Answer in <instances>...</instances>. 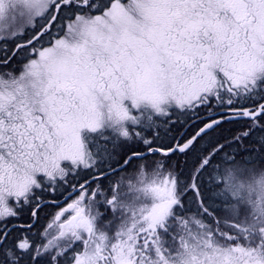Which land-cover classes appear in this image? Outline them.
<instances>
[{
  "label": "snow or ice",
  "instance_id": "obj_1",
  "mask_svg": "<svg viewBox=\"0 0 264 264\" xmlns=\"http://www.w3.org/2000/svg\"><path fill=\"white\" fill-rule=\"evenodd\" d=\"M102 124L133 146L110 172L79 135ZM257 176L264 0H0V264H264Z\"/></svg>",
  "mask_w": 264,
  "mask_h": 264
},
{
  "label": "rangeland",
  "instance_id": "obj_2",
  "mask_svg": "<svg viewBox=\"0 0 264 264\" xmlns=\"http://www.w3.org/2000/svg\"><path fill=\"white\" fill-rule=\"evenodd\" d=\"M125 104L128 105L129 102L125 101ZM178 109H176L175 107H172L169 112L172 113V117H177L178 116ZM185 113V112H184ZM136 112L135 110H133V115H135ZM160 127L157 129V131L160 132V137H159V142L161 143H166L168 142V138L165 137L166 134H168V129L171 125L168 124L167 122V118H161L160 119ZM128 127H132L131 124H128ZM106 132L105 134H103L102 132ZM89 132V133H95V134H101L102 136H107V137H100L98 136L95 139V145H97L98 142V148L97 149H101L104 151H107V149H115V150H121V149H129V146L123 142L118 143L116 141L115 136L112 133V130L106 125V124H102V126L97 129L96 131H92L89 130L87 128L81 129L80 130V139H81V143L84 146L85 151L91 156V152H96L97 149L96 148H91L88 147L87 142L85 140L84 135ZM100 140V141H99ZM103 141V143L101 142ZM131 147H133L132 145H130ZM137 147H143L142 145H137ZM92 157V156H91ZM94 157V158H93ZM93 159L95 161H97L96 157L93 155ZM66 163L67 168H71V163L64 161L62 162V167L63 164ZM224 183L225 185L231 183V184H237L240 182V179L236 176H230L229 173H224ZM261 177L257 176L252 180H245L244 184H245V188L243 190L245 197H251L254 201H256L257 203L259 202V200L261 199L262 196H264V193H261L259 188L256 186V181L260 180ZM108 183V182H107ZM133 184V190L129 193L127 191V189L125 188L124 191H122L120 199L122 201L125 202H130L132 200L133 196H137L139 195L138 192L135 191L136 188V180L133 179L132 181ZM252 184L254 191L252 192H248V185ZM107 185V184H105ZM106 194L110 195V188H106ZM125 212L123 210V208H119L117 209L115 212H113L111 209H108L106 207L103 208L102 214L97 216L96 219L94 220V226L96 229L105 232L108 236H112L114 234V232L117 230L118 225L122 222V220L125 218ZM167 247V245H165Z\"/></svg>",
  "mask_w": 264,
  "mask_h": 264
},
{
  "label": "trees",
  "instance_id": "obj_3",
  "mask_svg": "<svg viewBox=\"0 0 264 264\" xmlns=\"http://www.w3.org/2000/svg\"><path fill=\"white\" fill-rule=\"evenodd\" d=\"M171 119L174 120L176 123H175V127L173 126H170L169 129H168V134L165 135L166 138H168V140L170 139V137L175 134L177 131H179L181 129V125L184 123V121H186L188 119V115L184 112H181V111H178V116L177 117H172L171 116ZM168 122V120H167ZM159 133V136H158V141H159V137H160V132ZM87 138L89 140H92V143H94V140L96 138H91L88 136L87 134ZM88 140V141H89ZM154 143H157L156 141H154ZM161 143V142H159ZM89 146L92 148L94 147L93 144L89 143ZM142 148V147H140ZM128 150H123L121 152L119 151H116V150H107V151H104V150H101V149H97L96 152H94V155L97 159L96 161V167L99 168V169H103L105 171H108V170H111L113 168H116V160L114 158H117L119 157L122 153L124 152H127ZM224 175L223 174L220 179L224 182Z\"/></svg>",
  "mask_w": 264,
  "mask_h": 264
},
{
  "label": "flooded vegetation",
  "instance_id": "obj_4",
  "mask_svg": "<svg viewBox=\"0 0 264 264\" xmlns=\"http://www.w3.org/2000/svg\"><path fill=\"white\" fill-rule=\"evenodd\" d=\"M105 184H107V181H105Z\"/></svg>",
  "mask_w": 264,
  "mask_h": 264
}]
</instances>
